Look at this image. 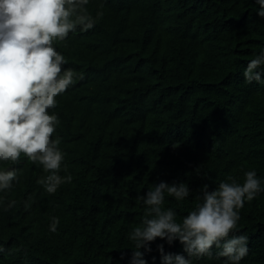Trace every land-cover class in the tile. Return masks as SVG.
Segmentation results:
<instances>
[{
	"label": "trees",
	"instance_id": "1",
	"mask_svg": "<svg viewBox=\"0 0 264 264\" xmlns=\"http://www.w3.org/2000/svg\"><path fill=\"white\" fill-rule=\"evenodd\" d=\"M86 8L95 26L53 45L65 68L83 73L49 110L67 153L60 175L72 182L48 194L37 183L46 173L23 154L0 164L18 177L0 193V264H127L128 236L144 214L136 197L153 183L188 184L186 200L165 197L179 222L202 185L211 191L229 176L242 184L252 170L264 179V83L243 77L264 49L254 0H90ZM239 214L231 235H246L249 248L240 264H264V192ZM160 243L184 254L178 241L157 238L148 264H160ZM218 251L193 264H224Z\"/></svg>",
	"mask_w": 264,
	"mask_h": 264
},
{
	"label": "clouds",
	"instance_id": "2",
	"mask_svg": "<svg viewBox=\"0 0 264 264\" xmlns=\"http://www.w3.org/2000/svg\"><path fill=\"white\" fill-rule=\"evenodd\" d=\"M90 0H0V164L16 163L21 155L42 167L46 175L37 183L46 193L55 194L61 185L72 182L64 163L61 138H53L60 120L50 109L57 97L83 79L71 68H65V57L54 48L79 26L86 31L96 20L88 13ZM256 15L264 19V0H254ZM247 83H264V49L251 59L244 71ZM206 176V174H203ZM17 170L0 167V193L13 187ZM264 192V179L255 170L244 173V182L227 177L214 190L204 184L195 197L197 203L179 222L173 208H165V197L177 202L186 200L192 190L185 182L153 183L136 199L144 205L140 224L132 229L127 264H148L145 254L152 251L157 238L172 246L178 241L184 254L165 253L164 244L156 245L160 264H193V259L226 258L224 264H240L249 253L246 235L238 231L239 210ZM15 201H10L7 208ZM0 205L4 197L0 196ZM59 218L52 217L49 231L55 233ZM143 249V252L141 251ZM4 252L0 246V253ZM155 262V257L152 258ZM120 260H124L122 254ZM111 264V260H110ZM119 264V261L116 262Z\"/></svg>",
	"mask_w": 264,
	"mask_h": 264
}]
</instances>
